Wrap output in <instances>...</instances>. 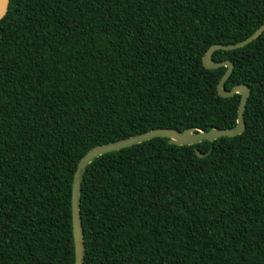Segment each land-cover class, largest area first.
<instances>
[{
	"label": "trees",
	"instance_id": "1",
	"mask_svg": "<svg viewBox=\"0 0 264 264\" xmlns=\"http://www.w3.org/2000/svg\"><path fill=\"white\" fill-rule=\"evenodd\" d=\"M264 25V0H10L0 20V264H75L72 189L93 148L156 129L237 126L214 45ZM225 90L238 137L156 138L95 159L84 264H264V32ZM197 152L207 155L199 158Z\"/></svg>",
	"mask_w": 264,
	"mask_h": 264
},
{
	"label": "water",
	"instance_id": "2",
	"mask_svg": "<svg viewBox=\"0 0 264 264\" xmlns=\"http://www.w3.org/2000/svg\"><path fill=\"white\" fill-rule=\"evenodd\" d=\"M10 0H0V20H2L8 10H9ZM264 32V25L257 30L250 38L247 40L231 45L222 46L214 45L212 46L205 57L203 58V65L208 70H217L220 68H226V73L224 74L222 80L218 85V94L223 98H232L236 95L241 96L240 106L238 109V121L237 126L230 130H216L213 129L209 132H195L194 129H187L183 132H179L173 129H156L149 131L147 133L137 135L131 138L119 140L109 144H104L97 146L90 150L79 162L77 170L74 175L73 189H72V223H73V236H74V246H75V264H84L85 258V243H84V230L82 225V218L80 214L81 205V187L84 178V174L90 164L101 156L118 152L132 146L148 142L156 138H165L169 140L170 145L185 147V146H195L203 142H215L220 138H234L242 135L246 130V124L244 121V113L246 106L248 104L249 98L251 96V89L245 84L238 85L234 87L231 91L225 90V84L229 80L230 76L234 71V65L231 61L216 62L213 59V55L216 51H235L246 47L255 41ZM199 158H205L207 155H202L197 152Z\"/></svg>",
	"mask_w": 264,
	"mask_h": 264
}]
</instances>
